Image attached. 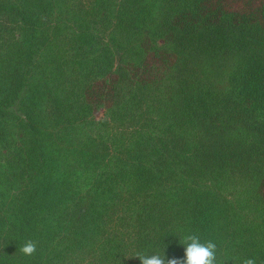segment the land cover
Returning <instances> with one entry per match:
<instances>
[{"label": "trees", "instance_id": "obj_1", "mask_svg": "<svg viewBox=\"0 0 264 264\" xmlns=\"http://www.w3.org/2000/svg\"><path fill=\"white\" fill-rule=\"evenodd\" d=\"M192 233L264 264V0H0V264Z\"/></svg>", "mask_w": 264, "mask_h": 264}, {"label": "clouds", "instance_id": "obj_2", "mask_svg": "<svg viewBox=\"0 0 264 264\" xmlns=\"http://www.w3.org/2000/svg\"><path fill=\"white\" fill-rule=\"evenodd\" d=\"M180 244L185 245L184 258H167L165 252L163 255L137 252L131 258H139L141 264H226L227 262V260L218 261L215 242L212 240L202 242L201 237L195 233L181 237ZM19 251L26 257H32L37 252V244L33 240H27L20 246ZM242 264H256V259L245 258Z\"/></svg>", "mask_w": 264, "mask_h": 264}, {"label": "rangeland", "instance_id": "obj_3", "mask_svg": "<svg viewBox=\"0 0 264 264\" xmlns=\"http://www.w3.org/2000/svg\"><path fill=\"white\" fill-rule=\"evenodd\" d=\"M15 110H18V105L15 106ZM101 115H102V113L98 114V116H101Z\"/></svg>", "mask_w": 264, "mask_h": 264}]
</instances>
